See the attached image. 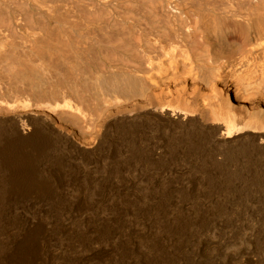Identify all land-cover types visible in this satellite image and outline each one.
<instances>
[{
    "label": "rangeland",
    "instance_id": "374dc122",
    "mask_svg": "<svg viewBox=\"0 0 264 264\" xmlns=\"http://www.w3.org/2000/svg\"><path fill=\"white\" fill-rule=\"evenodd\" d=\"M140 1L0 0V264H264V134L244 128L247 116L238 108L239 129L229 132L206 86H199L207 96L196 102L198 111L182 108L176 90L191 91L198 81L185 74L187 61L168 65L169 48L158 41L163 18L152 24L147 11L155 6ZM222 4L205 12L231 25L235 19ZM117 35H125L128 48L117 50ZM238 35L228 36L234 47L243 44ZM259 43L236 56L243 62L234 61V72L249 82L264 72ZM134 52L164 66L153 72L159 86L146 97L118 83V76L141 75ZM33 69L45 89H31ZM92 87L111 116L98 119L93 109L101 105L93 101L102 96L93 97ZM77 90L85 92L82 101ZM234 91L264 109V98L246 95L244 87ZM47 104L82 121L67 114L50 119Z\"/></svg>",
    "mask_w": 264,
    "mask_h": 264
},
{
    "label": "bare ground",
    "instance_id": "6f19581e",
    "mask_svg": "<svg viewBox=\"0 0 264 264\" xmlns=\"http://www.w3.org/2000/svg\"><path fill=\"white\" fill-rule=\"evenodd\" d=\"M135 1V0H134ZM144 1V0H143ZM143 1H140V3H144ZM147 1V0H146ZM153 1L150 0V4H153L155 6V8L158 10L156 11V9L154 10H148L147 14L149 15L150 19H151V23L154 24V22L156 21V18H158V16H162L163 18V22H161L162 24H164V28L162 30V32L160 33V35L158 36V41L160 38V43L161 44H167L166 46H168V50L169 52H167L165 55L168 56V58L170 59L169 61V66H172L173 64L176 63V60H184L185 62L187 61L189 63V67H188V71L185 73L187 76H191V74L195 75V79L196 81H198V85H193L196 87H193L192 90L187 91V89L185 88V86L181 87L179 90H175L177 91L176 93V99L179 103H182V108L184 110L187 111H196L197 109L195 107H197L198 105V100L200 99V97L202 96L203 98H201L202 102L206 101V94L207 93H203L204 95H202V92L200 91L199 86H206V89H210V92H214L213 95H215L216 97H209L210 98V102L211 99L216 98L217 100L215 103V105H212V103L210 105H212L211 107H213L214 109V114L219 117L225 116L227 121H228V126H227V130L229 132H234L236 130L239 129L238 124H236L235 119H234V114L233 111L238 108L241 110V112L247 116L246 121L243 123V127L244 128H251L252 131L251 132H263L264 134V109L260 108V107H255L252 106L251 104L247 103V99L241 94L239 93V91H234L237 89H240L241 87H244V93L250 97H255V98H264V72L263 74L260 72V76H259V81L257 82H249L246 81L247 78L240 76L239 73H235L234 72V68H236L235 66H237V64L234 61H238L239 58L237 59L236 56L240 55L243 51H245L246 47H248L249 49H253L254 47L257 46H261L259 42L263 43L264 40V0H158V1ZM116 3V2H115ZM139 3V2H136ZM141 3V4H142ZM185 4L187 3L188 5L191 6V8L189 7H184L181 8L180 4ZM222 3H226V5H228V8L226 7V11H228V14H232L233 18L235 19L233 22H231V25H227L224 22H222V20H217L216 17L208 14L205 12V10L209 9L210 7H214V6H218V5H223ZM228 3V4H227ZM236 5V9L232 8L231 5ZM140 6V5H139ZM138 6V7H139ZM149 6V5H148ZM142 7V6H141ZM139 7V8H141ZM151 7V6H149ZM194 9H193V8ZM23 8V7H22ZM146 8V7H145ZM152 8V7H151ZM233 10H232V9ZM148 9V8H147ZM215 9V8H214ZM231 9V10H230ZM25 11V10H24ZM50 11V10H48ZM216 11V9H215ZM218 11V9H217ZM220 11V10H219ZM47 12V11H46ZM160 14V15H159ZM223 16V15H222ZM7 17V16H6ZM15 17V16H14ZM224 17V16H223ZM136 18V17H135ZM184 18V19H183ZM17 19V18H16ZM1 21V20H0ZM49 21V20H48ZM187 21V22H186ZM87 22V21H86ZM92 22V21H91ZM7 23V21H6ZM18 23V22H15ZM14 23V24H15ZM156 23V22H155ZM158 23V22H157ZM94 24V23H93ZM150 24V23H149ZM160 24V23H159ZM116 25V24H115ZM114 25V26H115ZM119 25V24H118ZM88 27V26H87ZM121 27V26H119ZM116 28V26H115ZM118 28V27H117ZM147 28V27H146ZM245 28V31L244 29ZM5 29V28H3ZM50 29V27H49ZM88 29V28H87ZM148 29V28H147ZM53 30V29H52ZM133 30V29H132ZM3 31V30H2ZM1 31V32H2ZM5 31V30H4ZM141 31V30H140ZM53 32V31H52ZM87 32V31H86ZM126 32V31H125ZM134 32V30H133ZM49 33V32H48ZM93 34V32H91ZM90 33V34H91ZM121 33V32H119ZM123 33V32H122ZM138 32H136L137 34ZM153 33V32H150ZM239 33H241V40L243 41V44L237 47L235 46L234 42H229L228 36H232V37H238ZM53 34V33H50ZM88 34V32H87ZM154 34V33H153ZM155 34L157 35V32H155ZM194 35V37L192 38L191 35ZM34 35H37L34 33ZM47 36V34H46ZM50 37V35H48ZM47 36V37H48ZM133 36V34H132ZM137 36V35H136ZM143 36H145L143 34ZM34 37V36H33ZM32 37V38H33ZM42 37V36H40ZM47 39H50V38ZM125 35H117L116 36V40H115V44H116V48L117 50H124L126 48H128V44L125 42ZM141 36H138V38H136L137 40L141 39ZM179 37H181L182 39L179 41ZM58 38V37H56ZM109 38V37H108ZM111 38V37H110ZM156 38V37H155ZM37 39V38H36ZM53 39V38H51ZM106 39V38H105ZM234 39V38H232ZM34 40V39H33ZM38 40V39H37ZM55 40V38H54ZM88 40V39H87ZM146 40H149L146 39ZM145 40V41H146ZM27 41V39L25 40V42ZM29 41V40H28ZM41 41V40H40ZM57 41V40H55ZM129 41V39H128ZM142 43H143V38L141 39ZM155 41V40H154ZM43 42L44 41L43 39ZM89 42V41H88ZM149 42V41H148ZM151 42V41H150ZM157 42V41H156ZM29 43V42H28ZM27 43V44H28ZM35 43V42H34ZM37 43V42H36ZM42 43V42H41ZM39 42V44H41ZM111 43V42H110ZM133 43H138V42H133ZM43 44V43H42ZM57 44V43H56ZM64 44V43H63ZM68 44V43H67ZM65 44V46L67 45ZM148 44V43H147ZM144 44V45H147ZM159 44V43H158ZM160 44V45H161ZM24 45V43H23ZM33 45V44H32ZM51 45V44H50ZM55 45V44H54ZM138 45V44H137ZM153 45V44H152ZM219 46L220 49H216L215 46ZM263 45V44H262ZM39 46V45H38ZM35 46L36 49H41L40 51L43 53V45H40L39 47ZM43 46V47H42ZM59 46V43L57 45V47ZM64 46V45H63ZM64 46V47H65ZM71 46V45H70ZM91 46V45H89ZM112 46V45H111ZM149 46V44H148ZM38 47V48H37ZM46 47V46H45ZM54 47V46H53ZM61 45L60 47H58L57 50L61 49ZM69 47L66 46V48ZM141 47V46H140ZM150 47V46H149ZM147 47V48H149ZM56 50V47H54ZM60 48V49H59ZM65 48V49H66ZM139 48V47H137ZM151 48V47H150ZM161 48V56L162 57L164 54H162V52H164V47H160ZM28 49V48H27ZM146 49V48H144ZM38 50V51H39ZM53 50V49H52ZM54 50V51H55ZM75 50V49H74ZM139 50V49H138ZM24 51V50H22ZM31 51V50H30ZM35 51V50H34ZM38 51H37V56H38ZM39 51V52H40ZM46 51V50H44ZM141 51V49H140ZM9 52V51H8ZM11 52V51H10ZM40 52V53H41ZM51 52V51H50ZM62 52V51H61ZM64 52V51H63ZM77 52V50H76ZM146 52V50L144 51ZM28 53V52H27ZM33 53V51H32ZM53 53V52H52ZM29 54V53H28ZM42 54H40L39 56L41 57ZM46 54V53H45ZM54 54L56 55V53L54 52ZM59 54V53H58ZM82 54V53H81ZM80 54V55H81ZM27 55V54H26ZM25 55V56H26ZM51 55V54H50ZM54 55V56H55ZM133 56L140 58L141 59V66L140 69L138 70V72L141 75H136L135 73H130V75H121L119 79L118 76V80L120 83L121 81H123L125 84L124 86L120 87L119 84L118 86L121 89H127L130 93H131V89L132 91H136L138 94V97H146V92L151 91L150 88L151 87H158L159 85L157 84V81L159 82V80H155L153 77V72L157 73L160 71H163L164 66L162 65L160 59H156L157 62L151 63V61H149V64H146L147 62L145 61V59L143 58V55H139L138 53L132 54ZM14 56V55H13ZM82 56V55H81ZM242 56V55H241ZM264 56V55H263ZM262 56V57H263ZM39 57V58H40ZM43 57V56H42ZM75 57V56H74ZM78 57L79 54H78ZM148 57V56H147ZM146 57V58H147ZM2 58H4L2 56ZM69 58V57H68ZM72 58V57H71ZM264 58V57H263ZM37 59V58H36ZM52 59V58H51ZM133 59V58H132ZM149 59V58H148ZM4 60V59H3ZM6 60V58H5ZM47 61V59H45ZM44 60V62H45ZM262 60V58H261ZM2 61V59H1ZM8 61V60H7ZM39 61V60H38ZM41 61V60H40ZM136 61V60H135ZM236 61V62H237ZM43 62V63H44ZM48 62V61H47ZM159 62V63H158ZM183 62V61H182ZM231 63L230 65H228V68L226 71H223L222 68H224L225 66H227V63ZM239 63L243 62L242 57L240 58V60L238 61ZM178 63V61H177ZM238 63V64H239ZM263 63V62H262ZM45 64V63H44ZM57 65V63H55ZM70 64V63H69ZM252 64V62H251ZM250 64V65H251ZM24 65V64H23ZM48 65H52V64H48ZM54 65V66H56ZM62 66V64H59ZM66 64H64L63 66H65ZM78 65V64H77ZM26 66V65H25ZM47 66V65H46ZM62 66V67H63ZM73 66V65H72ZM259 66V64H258ZM262 66V65H261ZM66 67V66H65ZM71 67V66H70ZM77 67L78 66H73ZM264 67V66H263ZM58 68V67H57ZM68 68V67H67ZM66 68V69H67ZM72 68V67H71ZM257 68V67H256ZM56 69V68H55ZM237 69V68H236ZM251 69V68H250ZM258 69V68H257ZM31 70V69H30ZM34 70V69H33ZM57 70V69H56ZM68 70V69H67ZM166 70V69H165ZM180 70V69H179ZM264 70V69H263ZM52 71V69H51ZM58 71V70H57ZM61 71V70H60ZM74 71V69H73ZM253 71V70H252ZM260 71V70H258ZM75 72V71H74ZM73 72V73H74ZM165 72V71H164ZM181 72V71H180ZM179 72V73H180ZM237 72V71H236ZM241 72V71H240ZM52 73V72H51ZM59 74V73H58ZM248 74V73H247ZM250 74V73H249ZM255 74V73H254ZM33 75V81L31 82V89H35V90H40L45 89L46 88V81L45 79L40 75L39 71L36 72V70H34ZM56 75V74H55ZM179 75V74H177ZM181 75V74H180ZM183 75V73H182ZM263 75V76H262ZM20 79L21 78H25L24 80H26V76H23L22 74L19 75ZM30 77V75H29ZM69 77V76H68ZM169 77V76H168ZM172 77V76H170ZM183 77V76H182ZM186 77V76H185ZM253 77V76H252ZM251 77V78H252ZM102 78V77H100ZM108 78V77H107ZM112 78V77H111ZM108 78V79H111ZM114 79L109 80V83L111 85L112 82L116 81L117 82V77H113ZM174 78V77H173ZM258 78V77H257ZM64 79V78H63ZM181 79V78H179ZM192 79V78H191ZM246 79V80H245ZM253 79V78H252ZM99 80V79H98ZM97 80V81H98ZM106 79H104L105 81ZM113 80V81H112ZM172 80V78H171ZM222 80H226L227 82H225V84L219 88H217V84L222 81ZM101 81V80H100ZM185 81V79H184ZM194 81V80H193ZM23 82V81H22ZM48 82V81H47ZM102 82V81H101ZM165 82V81H163ZM183 82V81H182ZM263 82V83H262ZM28 83V78H27V82ZM99 83V82H98ZM107 82H105L106 84ZM195 83V82H194ZM29 84V83H28ZM103 84V82H102ZM115 84V83H114ZM168 84V83H167ZM175 84V83H174ZM185 84V83H184ZM109 85V87L111 86ZM117 85V84H116ZM123 85V83H122ZM178 85V84H177ZM27 86V85H26ZM51 86V85H50ZM104 86V85H101ZM106 86V85H105ZM104 86V87H105ZM116 86V89H119V87ZM150 86V87H149ZM225 86V87H224ZM29 87V86H27ZM98 88L100 87V84H98L97 86ZM107 87V86H106ZM112 87V86H111ZM156 87V89H157ZM163 87V86H162ZM160 87V88H162ZM208 87V88H207ZM30 88V87H29ZM48 88V87H47ZM62 88V87H61ZM60 88V89H61ZM93 88V87H92ZM91 88V89H92ZM96 88V87H95ZM103 88V87H102ZM114 88V87H113ZM173 88V87H172ZM80 89V88H79ZM109 89V88H108ZM107 89V90H108ZM155 89V90H156ZM170 89V88H169ZM63 90V89H62ZM76 90V89H75ZM85 90V89H84ZM94 91H91L93 93L92 96H99L98 90L100 91V89H92ZM114 90V89H111ZM109 90V91H111ZM161 90V89H160ZM174 90V91H175ZM66 91V90H63ZM115 91V90H114ZM118 91V90H117ZM122 91V90H121ZM154 91V90H153ZM205 91V90H204ZM22 92V91H21ZM24 92V91H23ZM105 92V91H104ZM127 92V91H124ZM216 92V93H215ZM29 93V92H28ZM36 93V91L34 92ZM33 93V94H34ZM38 93V92H37ZM76 93V97L82 101V97L84 95L83 91H75ZM111 93H113L111 91ZM133 93V92H132ZM159 93V92H158ZM162 93V92H161ZM49 94V93H48ZM90 94V95H91ZM114 94H118V93H114ZM128 94V92H127ZM135 94V93H134ZM170 93H168L169 95ZM212 94V93H211ZM47 95V94H46ZM56 98H60L62 96V94H56ZM89 98L90 99V96ZM121 95V93H120ZM161 94H159L160 96ZM206 95V96H205ZM44 96V95H43ZM49 96V95H48ZM64 96V95H63ZM62 96V97H63ZM123 96V95H122ZM134 96V95H133ZM136 96V95H135ZM149 96V95H148ZM155 96V95H154ZM175 96V95H174ZM45 97V96H44ZM104 96H102L100 99L98 97H95L94 102H96V104L101 105L100 107H93L95 109H97L98 113L97 115L101 114H108L111 116L112 113V108L106 107L103 105V103H105ZM150 97V96H149ZM36 98V97H35ZM39 98V96H38ZM96 98H98L97 100H99L100 103H98L96 101ZM160 98V97H159ZM164 98V97H163ZM168 98V97H167ZM64 99V98H63ZM93 100V98H91ZM140 99V98H139ZM165 99V98H164ZM164 99H162L164 101ZM57 100V99H56ZM91 100V103H92ZM143 100V99H142ZM152 100V99H149ZM148 100V101H149ZM160 100V99H159ZM158 100V101H159ZM161 100V101H162ZM58 101V100H57ZM63 101V100H62ZM61 101V102H62ZM78 101V100H77ZM171 101V99H170ZM60 102V101H59ZM197 102V105H196ZM81 103V104H79ZM79 105H83L82 102H79ZM144 102L140 103L143 104ZM150 103V101H149ZM152 103V102H151ZM150 103V104H151ZM165 103V102H164ZM168 103V102H167ZM201 103V102H200ZM95 104V103H94ZM134 104V103H133ZM137 104V103H135ZM161 104V103H160ZM40 105V104H39ZM43 105V104H42ZM45 105V104H44ZM78 105V106H79ZM93 105V104H92ZM196 105V106H195ZM201 105V104H200ZM64 108L70 107L69 103L64 102L63 104ZM86 107V109L90 106L89 103H84V105ZM135 106V105H134ZM145 106V105H144ZM202 106V105H201ZM207 106V105H206ZM205 106V107H206ZM51 107V106H50ZM50 107L48 108V104L47 107L43 110L47 111V109H49L48 111V118H52L54 115H58V114H63V116L65 117L66 114L68 115L67 118L75 121V122H81L82 118L77 116L76 114H72L69 113L65 110H58L57 108L55 109L54 107ZM72 107V106H71ZM70 107V108H71ZM76 107V106H75ZM142 107V105H141ZM44 108V107H43ZM61 108V107H60ZM92 108V107H90ZM99 108V109H98ZM125 108V107H124ZM132 108V107H131ZM168 108V107H167ZM207 108V107H206ZM3 109V108H1ZM121 109V108H120ZM119 109V110H120ZM127 109V107H126ZM195 109V110H194ZM200 109V108H198ZM40 110V109H39ZM79 110V109H76ZM88 110H90L88 108ZM122 110V109H121ZM198 111V110H197ZM204 111V110H203ZM93 112V111H92ZM211 112V111H210ZM47 113V112H46ZM45 113V114H46ZM65 113V115H64ZM100 115L98 116L99 119ZM215 117V118H216ZM61 118V117H60ZM68 119V120H69ZM97 119V121H98ZM102 119V118H100ZM99 119V120H100ZM219 120V119H218ZM221 120V118H220ZM54 121V120H53ZM52 121V122H53ZM96 121V120H95ZM102 122V121H101ZM99 125V124H98ZM75 128V127H74ZM52 131V130H51Z\"/></svg>",
    "mask_w": 264,
    "mask_h": 264
}]
</instances>
